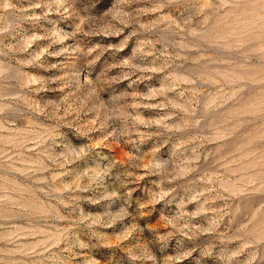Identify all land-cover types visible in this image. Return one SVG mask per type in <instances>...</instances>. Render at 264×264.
Here are the masks:
<instances>
[{
  "label": "clouds",
  "instance_id": "1",
  "mask_svg": "<svg viewBox=\"0 0 264 264\" xmlns=\"http://www.w3.org/2000/svg\"><path fill=\"white\" fill-rule=\"evenodd\" d=\"M176 3L0 0V264H264V63H177L264 0Z\"/></svg>",
  "mask_w": 264,
  "mask_h": 264
},
{
  "label": "rangeland",
  "instance_id": "2",
  "mask_svg": "<svg viewBox=\"0 0 264 264\" xmlns=\"http://www.w3.org/2000/svg\"><path fill=\"white\" fill-rule=\"evenodd\" d=\"M219 2V0H214ZM201 0H177L173 5V15L178 22L184 23L190 21L187 25L189 28H200L202 19H206L201 15H197V10L200 6ZM138 5H133L136 7ZM204 28L211 33V38L208 40L199 37H189L186 41L188 45L181 53L185 57L182 61L177 63L182 64L181 70L187 71H226L230 68L240 65L245 69H257L264 63V53L258 51V45L248 40L240 42L235 46H229L224 40L216 38L218 29L220 28V21L214 15L207 19ZM168 40L178 39L171 34H164ZM175 51V49H173ZM205 57V59L198 60V57ZM143 85H141V88ZM164 226L161 225V228Z\"/></svg>",
  "mask_w": 264,
  "mask_h": 264
}]
</instances>
